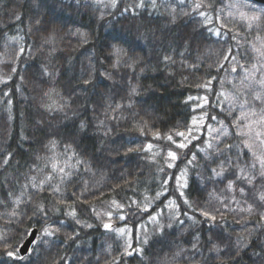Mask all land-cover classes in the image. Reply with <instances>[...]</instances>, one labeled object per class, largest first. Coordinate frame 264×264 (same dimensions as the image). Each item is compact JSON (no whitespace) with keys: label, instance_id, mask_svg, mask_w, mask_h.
<instances>
[{"label":"clouds","instance_id":"clouds-1","mask_svg":"<svg viewBox=\"0 0 264 264\" xmlns=\"http://www.w3.org/2000/svg\"><path fill=\"white\" fill-rule=\"evenodd\" d=\"M9 3L0 0V86L19 77L16 144L22 151L3 155L13 112L0 87V264H264V169L256 159L264 154V136L239 134L233 125L242 110L264 112V89L257 83L264 55L254 50L264 47V0ZM20 9L29 15L27 29L17 26L12 34L5 14L20 21ZM233 49L240 51L229 58ZM233 64L256 66L243 93L234 81L244 73L233 76ZM185 70L201 71L196 79L210 81L208 95L215 91L221 118L212 119L216 131L208 129L210 139L198 152H180L186 183L177 196L176 187L165 183L173 168L166 163L169 145H158L150 158L141 136L158 131L164 117L157 94L162 86L175 87L177 77L187 83ZM220 91L246 103L222 104ZM150 207L156 210L143 219ZM109 212L113 227L106 229ZM126 217L118 232L116 223ZM135 220L140 225L132 247L128 224ZM33 229L36 242L21 259L19 245Z\"/></svg>","mask_w":264,"mask_h":264},{"label":"trees","instance_id":"trees-1","mask_svg":"<svg viewBox=\"0 0 264 264\" xmlns=\"http://www.w3.org/2000/svg\"><path fill=\"white\" fill-rule=\"evenodd\" d=\"M6 6L12 7V5L9 3V0H6ZM21 11V19L20 21H15L11 18V16H14V13L12 14H5V18L9 20L7 24V29L10 31V33L14 34L15 29L17 26L20 28L27 29V25L29 22V15L24 9H20ZM26 44H30L31 41L26 36L25 37ZM240 51L239 49H233L232 52L228 53L229 58H231L232 55H234L236 52ZM24 53H21V56L23 57ZM241 63H245L243 57H241ZM228 61L224 62V66L227 67ZM38 66V65H37ZM19 70V66H18ZM224 68H221V72L223 73ZM231 71V70H229ZM242 73V70H238L235 73H232L233 76H238ZM212 74L215 75V69L212 70ZM184 75L188 77V82L184 85H180L179 83V77L176 78L174 81L175 87H172L170 84L162 86L160 88V92L158 95V103L162 105V111L160 112V115L164 117V120L156 125V128L161 133V137L159 139L154 138L151 135H148L146 137L141 136V141L144 143H153L155 145H159L163 148L164 145H169V147L165 150L168 151L169 148L172 150L178 151V152H186L188 153V156H191V151L194 150L198 152V149L200 145L202 144L203 140L210 139L209 131L207 125L215 123L210 117L211 116H217V118L220 117V108H216L213 106V100L215 99V91H213L212 95L209 96L208 92L209 89L207 88H197L195 87L196 83H202V81H199L196 79L197 76L203 75L201 71L195 72L194 75H189L188 71L185 70ZM19 77H14L12 81L8 82V86H0L4 87L5 92H7V96L5 97V103L8 102V97H11V103H12V112H13V120L11 122V128L12 132L10 137L7 139V143L3 144V147L7 149L6 152L3 153V155L7 156L8 152H11L13 148L17 149V151H22V149L19 148V146L16 144V141L19 139V133H20V105L23 103V101L19 98L18 94L16 93L15 89V81ZM210 77L205 76V79H209ZM158 79L162 80V74ZM239 81L236 80L234 83H238ZM212 86L214 89H218L217 81L212 82ZM226 87L231 90V85H226ZM189 96L196 97L195 100H189L187 99ZM207 96L209 99L208 104L203 105V108L206 109L209 113V118H206L204 121V124L201 126L199 131H193L191 133V136H194L196 139L191 140V143L188 144V147L185 149H177L175 144H172L170 141L162 139V136L165 133H169L168 129H178V130H185L188 125L191 123V118L193 115H198L200 113V108L195 107L197 103H199V97ZM225 105H221V107H224ZM27 110V108L25 109ZM239 114V113H237ZM180 125L177 127V125ZM234 131V129H233ZM173 138L177 140V142H181L183 138L176 137L173 134ZM145 154H149L145 152ZM15 154L9 157V163H12V161L15 159ZM123 159V158H121ZM133 160L136 158L133 156ZM182 161L180 158L175 162V166L172 169H167L168 172L172 173L170 177H167L169 185L175 186V180L173 178L174 173L179 172V168L182 166ZM7 167V165L5 166ZM127 167V164L125 165ZM134 167H139V164H135ZM117 175L119 173L117 172ZM136 176L143 175V172H135ZM129 180L132 178L131 175L127 177ZM126 194L129 196H132L133 193L130 189H126ZM98 194V193H97ZM179 195V192H177V196ZM168 194L165 193L164 197H162V201L167 199ZM107 198V197H106ZM119 199V197H117ZM155 207H150L148 211L145 213V216L143 219H147L148 215H151L155 211ZM123 212V209L121 210ZM200 213H197V216H199ZM128 221V217L125 218L124 221H119L116 223L117 227H123ZM140 225V220H135L132 224H128V227L132 229L131 237H132V247H136V241H135V233L136 229ZM22 244V243H21ZM20 244V245H21ZM19 245V247H20ZM31 248V246H30ZM14 256L10 257L12 260H16V252ZM244 259L247 261L250 259V256L248 253L244 254ZM20 264H23L22 261H20Z\"/></svg>","mask_w":264,"mask_h":264},{"label":"snow or ice","instance_id":"snow-or-ice-1","mask_svg":"<svg viewBox=\"0 0 264 264\" xmlns=\"http://www.w3.org/2000/svg\"><path fill=\"white\" fill-rule=\"evenodd\" d=\"M196 7H200L199 3L196 4ZM201 15H204L203 13H201ZM205 23H210V21L206 20ZM217 34L219 33V29H216ZM254 50L259 52L261 55H264V47L261 48H255ZM225 59H227V57H225ZM232 59H236L235 57H233ZM232 71L237 72L238 70H242L244 75H242L240 77L239 80V84L235 85L236 91L237 92H241L243 93L245 89H247L249 87V84L251 81H253L257 75V70H256V66L253 65L252 68H246L243 65H237V64H233L232 66ZM257 83L260 85L261 89H264V74H261V78L257 81ZM197 87L200 88H209L210 87V81H205L200 85H197ZM246 94V93H245ZM5 95H7V93H5ZM217 95H219L220 97H222L221 103L222 104H228L230 107H235L236 103L239 101L241 103V106H243L244 103H246V101H240L239 97L235 94V93H231V92H224V91H220L217 93ZM256 98L260 99L261 98V94L257 93L256 94ZM187 99L189 100H195L197 99L196 97H191L189 96ZM199 103H197L195 105V107L200 108V113L198 115H193L191 118V123L190 125H188L186 127L185 130H178V129H174L172 131H170L167 134L163 135V139L170 141L172 144L176 145L177 149H185L188 147V144L191 143V140L196 139L194 136H191V133L193 131H199V128L201 125L204 124V121L206 118H209V113L204 111L203 105L208 104L209 99L207 96H203V97H199ZM211 119H216L215 116H211ZM240 118H243L246 121V124H244L243 126H240L238 124V120ZM222 123V122H221ZM233 125L237 127L238 133L239 134H243L245 136L251 135L253 133V131L255 130V135L257 137H261L264 136V131H261L260 129L264 128V112L260 113L259 115H257L254 111L249 110V111H241L239 114V117L237 118L236 121H233ZM209 131H216L214 128H212V126L209 124L207 125ZM173 134L176 137H181L183 138L181 142H177V140H175L173 138ZM223 134L227 135V130H223ZM151 136H153L156 139H159L161 137V133L159 131H152L150 133ZM262 144H264V139H261L260 141ZM205 143H208L210 146V142L205 141ZM244 144L247 148H249L250 150L252 149V144L249 140L245 139L244 140ZM143 150L147 153L150 154V158H154L157 155V152L155 151V149L158 147V145H155L153 143H144L143 144ZM180 157V152L172 150L171 148H169V150L166 152V163L167 166L169 168H172L175 166V162L179 159ZM256 159L259 161V163L261 164L262 169H264V154H257L256 155ZM243 171V170H242ZM173 178L175 180V187L177 192L180 193L181 196H183V192H182V188L186 183V169H181L178 173H174L173 174ZM168 181H165V183H167ZM231 183L229 184V187H231ZM112 204L114 207H120L122 208L123 205H120L118 201L113 200ZM174 201H170L169 202V206H173ZM145 209L147 208V204H145L143 206ZM69 214H74V210L70 211ZM202 215L204 216H209L210 214L207 212H201ZM107 216L109 217V220L107 222H105L104 227L106 229H111L113 227L112 223H111V216L112 213L109 212L107 213ZM211 218V217H210ZM121 219H123V216H121ZM118 232H123L124 228L122 227H118L116 229ZM49 230L46 228L45 232H48ZM35 235V233H34ZM35 240H32L31 243H35ZM27 247V246H26ZM28 251H32L31 248L27 249ZM15 253L13 251L8 252V256L12 257L14 256ZM24 257L22 256L21 259H23Z\"/></svg>","mask_w":264,"mask_h":264},{"label":"water","instance_id":"water-1","mask_svg":"<svg viewBox=\"0 0 264 264\" xmlns=\"http://www.w3.org/2000/svg\"><path fill=\"white\" fill-rule=\"evenodd\" d=\"M35 233V235H34ZM37 235V232L35 229H33L30 234H29V239L26 240V241H23L22 244L20 245V249H21V252H20V255L23 256L26 252H28V248H30L31 246V241L32 240H35V237ZM27 246V247H26Z\"/></svg>","mask_w":264,"mask_h":264},{"label":"rangeland","instance_id":"rangeland-1","mask_svg":"<svg viewBox=\"0 0 264 264\" xmlns=\"http://www.w3.org/2000/svg\"><path fill=\"white\" fill-rule=\"evenodd\" d=\"M201 126H202V125H201ZM201 126H200V128H201ZM200 128H199V129H200ZM196 132H197V131H196Z\"/></svg>","mask_w":264,"mask_h":264}]
</instances>
